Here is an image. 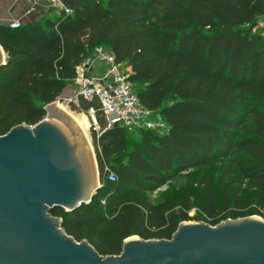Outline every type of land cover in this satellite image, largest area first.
Instances as JSON below:
<instances>
[{
	"label": "trees",
	"instance_id": "obj_1",
	"mask_svg": "<svg viewBox=\"0 0 264 264\" xmlns=\"http://www.w3.org/2000/svg\"><path fill=\"white\" fill-rule=\"evenodd\" d=\"M64 3L70 14L0 25V135L42 119L96 46L130 67L141 105L168 128L135 137L123 127L104 129L95 100L69 103L77 113L95 110L99 130L90 136L100 187L74 210L50 209L63 231L109 255L131 235L170 239L182 221L264 219V34L253 31L264 0ZM183 177L188 181L162 204L148 197ZM193 184L201 216L189 214Z\"/></svg>",
	"mask_w": 264,
	"mask_h": 264
},
{
	"label": "water",
	"instance_id": "obj_2",
	"mask_svg": "<svg viewBox=\"0 0 264 264\" xmlns=\"http://www.w3.org/2000/svg\"><path fill=\"white\" fill-rule=\"evenodd\" d=\"M5 60L0 46V66ZM44 109L38 122L0 135V264H264V219L254 215L182 221L170 239L129 236L119 254L104 256L66 234L49 211L91 200L100 187L97 161L69 115L54 101Z\"/></svg>",
	"mask_w": 264,
	"mask_h": 264
},
{
	"label": "built area",
	"instance_id": "obj_3",
	"mask_svg": "<svg viewBox=\"0 0 264 264\" xmlns=\"http://www.w3.org/2000/svg\"><path fill=\"white\" fill-rule=\"evenodd\" d=\"M46 2L55 14L72 12V8L67 6L64 0H46ZM29 12L30 10H27L25 15ZM22 24V20L18 18L11 20L7 26L15 28ZM253 31L264 34V14L257 19ZM94 64L101 65L100 73L95 74L90 71ZM130 72V67L117 61L110 49L96 46L90 55L75 66L73 82L76 87L72 93L65 94L61 102L62 104L77 103L78 98L95 100L105 117L104 129L118 126L132 133L143 129L165 133L168 127L162 115L141 105L129 79ZM87 114L91 117L93 129H99L94 108L90 107ZM108 178L112 179L113 176L110 174Z\"/></svg>",
	"mask_w": 264,
	"mask_h": 264
},
{
	"label": "crops",
	"instance_id": "obj_4",
	"mask_svg": "<svg viewBox=\"0 0 264 264\" xmlns=\"http://www.w3.org/2000/svg\"><path fill=\"white\" fill-rule=\"evenodd\" d=\"M27 10H30V12L25 15ZM54 14V11L50 9L46 0H0V25L7 26V23L13 19L20 18L22 22L25 23L41 16L50 17ZM4 58H6L5 52ZM101 69V65L94 64L91 66L90 71L98 74L101 72ZM75 87V83L72 80L64 90L66 91V94H69L72 93Z\"/></svg>",
	"mask_w": 264,
	"mask_h": 264
},
{
	"label": "rangeland",
	"instance_id": "obj_5",
	"mask_svg": "<svg viewBox=\"0 0 264 264\" xmlns=\"http://www.w3.org/2000/svg\"><path fill=\"white\" fill-rule=\"evenodd\" d=\"M64 94H66V91H65V93ZM54 103L57 105L58 103H61L62 104V102H57L56 100H54ZM64 105V107L66 108V110L67 111H69L70 113H72V114H83L84 116H86V118H87V120H88V126L86 127V134H87V136H88V138H89V141H90V143L92 144V141H91V136H90V130L92 129V120H91V117L88 115V114H85V113H77V112H75V111H72L70 108H69V105L68 104H63ZM99 129L98 128H96L95 129V131H98ZM137 133H138V131H134L132 134L135 136V137H137L138 135H137ZM192 171H195V170H191V171H189L190 173L192 172ZM186 173L187 172H184L183 174H182V176H186ZM179 180V183H174V181L173 182H171V183H169L168 185H164V186H161V187H159L158 189H156L155 191H153V192H150V193H148L147 195H148V197L150 198V200L153 202V203H155V204H162L163 202H165L166 201V199L171 195V193H172V191H173V188H175V189H181L183 186H184V184H185V181L187 182L188 181V179H187V177H183V178H180V179H178ZM198 187L199 186H197V184H193L192 185V191H191V193H190V196H191V203H192V206H191V208H190V211H189V214L190 215H197V216H201V214H202V197L201 196H199V191H200V188L198 189ZM254 216H258V217H260L259 215H254ZM260 218H262V217H260ZM227 220V219H226ZM225 220V221H226ZM188 221H198V222H202L201 220H188ZM223 222V221H222ZM131 236H133V235H131ZM134 236H136V237H139L138 235H134ZM104 256V255H103Z\"/></svg>",
	"mask_w": 264,
	"mask_h": 264
},
{
	"label": "bare ground",
	"instance_id": "obj_6",
	"mask_svg": "<svg viewBox=\"0 0 264 264\" xmlns=\"http://www.w3.org/2000/svg\"><path fill=\"white\" fill-rule=\"evenodd\" d=\"M56 106H58L64 113L69 115L72 118V120L76 123V125L80 128V130L82 131L83 135L85 136V138L87 140L88 147L90 149L92 158L94 160L93 147H92V144L90 143L89 138L86 134V127L88 126V120H87L86 116H84L83 114H79V115L77 114L76 115V114L70 113L69 111L66 110L64 105L61 103H58ZM130 238H137V237L133 235V236H130L128 239H130Z\"/></svg>",
	"mask_w": 264,
	"mask_h": 264
}]
</instances>
